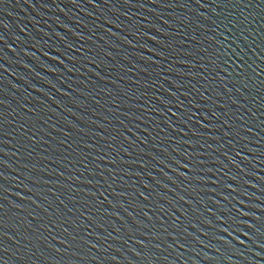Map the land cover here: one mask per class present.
<instances>
[{
  "label": "water",
  "instance_id": "obj_1",
  "mask_svg": "<svg viewBox=\"0 0 264 264\" xmlns=\"http://www.w3.org/2000/svg\"><path fill=\"white\" fill-rule=\"evenodd\" d=\"M133 3H0V260L264 264V0Z\"/></svg>",
  "mask_w": 264,
  "mask_h": 264
},
{
  "label": "snow or ice",
  "instance_id": "obj_2",
  "mask_svg": "<svg viewBox=\"0 0 264 264\" xmlns=\"http://www.w3.org/2000/svg\"><path fill=\"white\" fill-rule=\"evenodd\" d=\"M89 2L91 3L92 0H89ZM123 2H124V4H126V5H134V4H135V3H133V0H123ZM196 2H197V3H200V0H196ZM0 3H3V0H0ZM165 6H167V7H172L173 5L168 4V5H165ZM200 6H201V7H204L203 4H201ZM246 6H247V5H246ZM140 7H143V5L141 4ZM158 54H159V53H158ZM238 59L243 60V57H238ZM181 62H182V61H181ZM239 67H240V65H237V68H239ZM249 67H250V65H249ZM221 71H222V70H221ZM237 75L239 76L240 73L238 72ZM256 75L258 76L259 73H256ZM158 99H159V98H158ZM2 103H3V101H0V104H2ZM164 103H165L164 101H161V104H164ZM233 103L235 104L236 101H233ZM154 111H155V109H154ZM161 115H163V113H162ZM172 115L175 116L176 113L173 112ZM214 115H215V113H214ZM4 123H6V121L0 119V135H3L2 128H3V124H4ZM165 123H167V121H165ZM193 135H195V133H193ZM0 142H3V141H0ZM186 142H187V141H186ZM0 152H2V149H0ZM187 154H188V153H187ZM4 155H7V154L4 153ZM188 155L190 156L191 154H188ZM174 163H176V162L174 161ZM0 164H3V161H0ZM190 165H191V162L189 161V163L180 164L179 166H180L181 168H187V169H189V171L191 172V171H192V167H191ZM2 179H7V178L4 177L2 173H0V180H2ZM0 190H4V191H6V189H3V186H2V185H0ZM93 195H94V194H93ZM100 195H101V196H104V193L101 192ZM141 195H142L143 199H145V200L148 199V197L143 196V194H141ZM104 199L107 200V197L105 196ZM0 208H2V206H0ZM82 215H83V214H82ZM89 219H90V218H89ZM6 227H7V225L3 223V220H2V219H0V251H5V252L7 251V248L3 247V240H4L5 238H6V239H12V237L9 236V235L7 234L6 231H4V229H5ZM92 247H95V245H92ZM0 264H4V261H3V260H0Z\"/></svg>",
  "mask_w": 264,
  "mask_h": 264
}]
</instances>
